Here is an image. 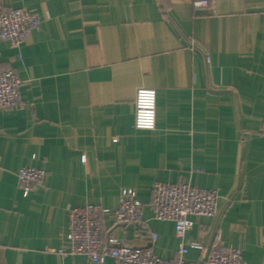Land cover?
I'll return each instance as SVG.
<instances>
[{
    "label": "crops",
    "instance_id": "1",
    "mask_svg": "<svg viewBox=\"0 0 264 264\" xmlns=\"http://www.w3.org/2000/svg\"><path fill=\"white\" fill-rule=\"evenodd\" d=\"M194 1L0 0L40 19L18 47L0 40V69L16 71L26 103L0 110V264H118L58 250L72 208L113 210L131 191L157 239L111 216L104 238L176 258L174 223L150 207L158 182L219 194L215 215L193 217L187 261L218 241L264 264V0ZM140 87L156 90L154 129L135 127ZM24 166L45 170L30 193Z\"/></svg>",
    "mask_w": 264,
    "mask_h": 264
},
{
    "label": "built area",
    "instance_id": "2",
    "mask_svg": "<svg viewBox=\"0 0 264 264\" xmlns=\"http://www.w3.org/2000/svg\"><path fill=\"white\" fill-rule=\"evenodd\" d=\"M219 0H195L196 8L213 7ZM40 29L38 15L26 8L0 10V40L18 47L36 30ZM21 79L14 69H0V110L21 109L25 106L20 91ZM157 93L154 88L140 87L135 97V127H156ZM18 185L26 193L40 186L45 170L24 166L18 171ZM219 194L214 189L201 188L186 182H158L153 185L150 207L157 220L172 221L175 233L181 239L178 255L163 259L148 247L124 243L115 235L104 238L105 217L111 216L113 224L142 227L140 233L155 241L157 233L149 230L143 218V203L131 191L121 196L118 206L111 210L101 205L74 207L69 211L68 230L61 254L84 255L90 262H102L112 257L118 264H244L240 247L224 248L216 241L199 262L187 261L185 244L187 232L193 227L194 216H213L217 211ZM144 227V228H143ZM204 250L199 242L190 243Z\"/></svg>",
    "mask_w": 264,
    "mask_h": 264
}]
</instances>
